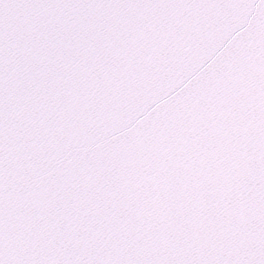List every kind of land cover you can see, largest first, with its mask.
Instances as JSON below:
<instances>
[{
    "label": "snow or ice",
    "instance_id": "snow-or-ice-1",
    "mask_svg": "<svg viewBox=\"0 0 264 264\" xmlns=\"http://www.w3.org/2000/svg\"><path fill=\"white\" fill-rule=\"evenodd\" d=\"M0 264H264V0H0Z\"/></svg>",
    "mask_w": 264,
    "mask_h": 264
}]
</instances>
